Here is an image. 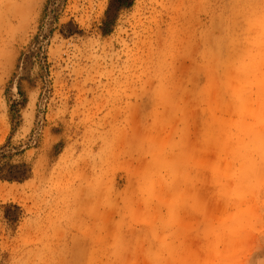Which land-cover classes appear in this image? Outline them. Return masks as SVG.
<instances>
[{
	"label": "rangeland",
	"instance_id": "1",
	"mask_svg": "<svg viewBox=\"0 0 264 264\" xmlns=\"http://www.w3.org/2000/svg\"><path fill=\"white\" fill-rule=\"evenodd\" d=\"M128 2L0 0V264H264V0Z\"/></svg>",
	"mask_w": 264,
	"mask_h": 264
},
{
	"label": "trees",
	"instance_id": "2",
	"mask_svg": "<svg viewBox=\"0 0 264 264\" xmlns=\"http://www.w3.org/2000/svg\"><path fill=\"white\" fill-rule=\"evenodd\" d=\"M115 1V0H114ZM117 1H119V5H121V4H123V5H129V3L130 2H128V0H117ZM110 8H111V5H110ZM109 10V9H108ZM42 37V39H44L45 38V36H41ZM36 39H37V37H36ZM36 42L38 43V47L39 48H41L42 47V45H39L41 42H42V40L39 38V39H37L36 40Z\"/></svg>",
	"mask_w": 264,
	"mask_h": 264
}]
</instances>
